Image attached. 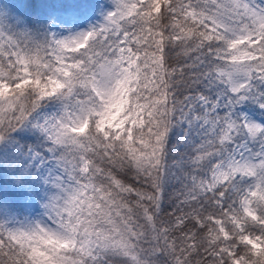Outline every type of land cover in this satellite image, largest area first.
Wrapping results in <instances>:
<instances>
[{
  "label": "snow or ice",
  "instance_id": "snow-or-ice-1",
  "mask_svg": "<svg viewBox=\"0 0 264 264\" xmlns=\"http://www.w3.org/2000/svg\"><path fill=\"white\" fill-rule=\"evenodd\" d=\"M0 264H264V0H0Z\"/></svg>",
  "mask_w": 264,
  "mask_h": 264
}]
</instances>
